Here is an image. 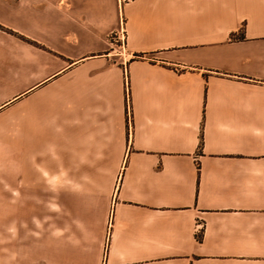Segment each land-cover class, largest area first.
Listing matches in <instances>:
<instances>
[{
    "label": "crops",
    "instance_id": "crops-1",
    "mask_svg": "<svg viewBox=\"0 0 264 264\" xmlns=\"http://www.w3.org/2000/svg\"><path fill=\"white\" fill-rule=\"evenodd\" d=\"M0 150L74 202L24 264H264V0H0Z\"/></svg>",
    "mask_w": 264,
    "mask_h": 264
},
{
    "label": "rangeland",
    "instance_id": "rangeland-1",
    "mask_svg": "<svg viewBox=\"0 0 264 264\" xmlns=\"http://www.w3.org/2000/svg\"><path fill=\"white\" fill-rule=\"evenodd\" d=\"M22 179V171L14 170L12 159L0 150V264H24L38 258L40 242L74 238V202H40L39 188H24ZM52 189L68 198L74 190L46 188L47 195L55 194Z\"/></svg>",
    "mask_w": 264,
    "mask_h": 264
},
{
    "label": "built area",
    "instance_id": "built-area-1",
    "mask_svg": "<svg viewBox=\"0 0 264 264\" xmlns=\"http://www.w3.org/2000/svg\"><path fill=\"white\" fill-rule=\"evenodd\" d=\"M124 1V0H122ZM120 2V0H119ZM107 39L110 43L117 45V48L121 49L125 42V22L122 15L119 16L118 27L112 30L108 35ZM127 87V86H126Z\"/></svg>",
    "mask_w": 264,
    "mask_h": 264
}]
</instances>
